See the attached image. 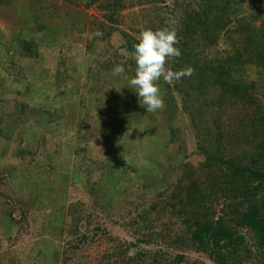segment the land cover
<instances>
[{"label":"rangeland","instance_id":"obj_1","mask_svg":"<svg viewBox=\"0 0 264 264\" xmlns=\"http://www.w3.org/2000/svg\"><path fill=\"white\" fill-rule=\"evenodd\" d=\"M142 1L115 7L114 0H5L0 6V264H176L177 254L185 255L182 264H216L179 247L189 227L169 205L183 174L207 173L195 138L208 131L215 138V108L189 112L183 95L172 91L173 119L144 114L141 106L126 111L138 98L127 86L136 67L131 75L104 68L125 58L135 62L126 42L138 41L145 28L179 27L184 13L176 5L189 3ZM263 6L264 0H250L243 9ZM31 32L45 42L37 61L24 59L16 41ZM197 42L202 57L234 48L224 35L206 49L204 38ZM244 77L258 85L264 104V76L251 66ZM164 82H157L163 101ZM116 89L123 93L117 102ZM208 93L202 94L219 91ZM242 103H231L219 119L227 155L242 151L240 143H228L246 115ZM169 139L174 146H166ZM19 201L28 203L26 215ZM223 205L222 198L214 204L217 216ZM243 233L254 252L242 264H259L252 236ZM168 238L178 241L171 245Z\"/></svg>","mask_w":264,"mask_h":264},{"label":"trees","instance_id":"obj_2","mask_svg":"<svg viewBox=\"0 0 264 264\" xmlns=\"http://www.w3.org/2000/svg\"><path fill=\"white\" fill-rule=\"evenodd\" d=\"M4 1L0 0V6ZM248 1L250 0H189L188 4L178 3L176 6L183 11L184 17L178 20L179 27H173L177 29V46L182 54L170 59V68L176 71L191 67V75L181 77L175 84L164 82V101L167 103L155 112H146V108L139 103V98L133 99L132 106H125L126 111H131L133 106H141L144 114L158 112L163 116L165 114L170 120L176 112V104L170 105L175 102V96L170 92L176 91L185 98L183 105L189 112L197 114L203 106L215 108L211 110L215 112L217 119L218 133L215 138L209 131L206 137L198 133L195 138L205 157V162L200 165L201 172L207 173L199 176L197 170L183 174L173 190L172 202L169 205L177 217H184L189 227L187 236H183L182 246L179 247L196 250L216 264H242L244 260L249 261L253 257L254 250L247 247L243 232L252 236L258 257L255 259L259 264H264V104L260 99L258 85L248 82L244 77L251 66L258 68L259 75L264 76V6L262 9L254 7L251 11L244 10L243 6ZM121 2L122 0H114L113 4L119 7ZM90 3H86V6ZM37 31H40V28ZM221 35L234 45L233 51L227 50L224 52L226 54L221 55L212 54L207 50L204 52L205 57L196 51L197 39L204 38L206 49L217 43ZM36 39L34 32L16 38L24 59L37 61L42 58L40 47L45 45V42H38ZM137 42L127 41L128 50L133 52V45ZM117 65L124 66L125 71L122 73L126 75H131L132 68L136 67L134 61L125 58L107 62L104 68L114 69ZM20 71L23 74V69ZM103 87L101 85L97 89L103 90ZM206 89L209 91L208 95L215 90L219 91V94L216 96L215 93L212 98H207V95L202 94ZM260 89L264 91V85ZM114 92L116 93L112 94L113 99L117 102L123 93L120 89ZM239 100L243 102L246 115L242 119L240 129L235 130L231 139H228L232 147L241 144L242 151L233 156L223 152V145L220 143L223 130L218 123L228 106ZM24 109L25 106H22V110ZM106 112L107 109L103 107L102 113ZM193 119L198 127V122L194 117ZM196 127L195 130L198 129ZM234 138L238 142H235ZM173 143L175 141L169 139L166 146L172 147ZM26 152V149L19 150V154L23 156ZM219 198L224 200V205L222 215L217 216L213 206ZM19 202L21 208L25 207L23 212L26 215L28 203ZM13 209L5 211L7 216L11 217ZM72 230V233L77 232V227ZM161 236L167 240L165 235ZM177 238L179 239L178 236ZM82 239H86V236ZM168 239L171 245L178 241ZM172 261L182 264L186 258L184 254H177Z\"/></svg>","mask_w":264,"mask_h":264},{"label":"clouds","instance_id":"obj_3","mask_svg":"<svg viewBox=\"0 0 264 264\" xmlns=\"http://www.w3.org/2000/svg\"><path fill=\"white\" fill-rule=\"evenodd\" d=\"M138 42L133 45L132 57L136 63L135 74L129 79L128 87L133 89L146 112H155L164 105L158 86L161 77L167 81L179 80L191 75L193 69L187 67L172 70L166 67V61L172 57H180L181 49L177 46L179 38L177 29L164 26L157 29L145 28L138 35ZM123 65H117L114 72H124Z\"/></svg>","mask_w":264,"mask_h":264}]
</instances>
